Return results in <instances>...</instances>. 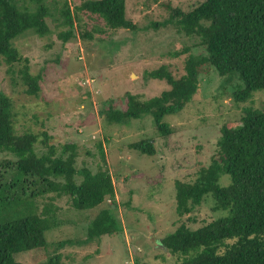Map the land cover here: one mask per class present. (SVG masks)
I'll return each mask as SVG.
<instances>
[{
  "label": "rangeland",
  "instance_id": "rangeland-1",
  "mask_svg": "<svg viewBox=\"0 0 264 264\" xmlns=\"http://www.w3.org/2000/svg\"><path fill=\"white\" fill-rule=\"evenodd\" d=\"M67 1L73 11L75 38L60 39L58 34L68 26L58 21V12H52L54 16L46 19L49 33L38 36L26 30L13 40L21 57L28 59L29 72L40 76L37 94L27 93L19 73L24 62L8 64L1 57L0 91L11 99L15 133L38 134L37 153L46 151L39 143L44 131L58 149L74 142L76 168L86 166L95 172L101 163L97 145L102 144L115 185L112 211L123 232L86 241L90 221L112 200L78 210L66 195L50 192L31 198L26 190L16 202L0 201V221L36 211L51 228L45 231L44 248L21 251L15 258L24 264H176L184 255L170 253L162 238L180 223L195 229L225 212L213 210L211 194H207L191 213L178 216L174 181H192L197 170L210 163L221 127L236 128L244 107L264 108V89L245 102H235L232 92L242 86L241 80L236 75L219 76L205 65L193 98L179 112L163 117L173 129L170 135L158 133L150 114L109 123L105 111L125 108L126 93L148 99L169 89L164 79L150 77V71L165 65L177 77L189 53L206 54L196 37L165 23L173 9L186 12L203 0H126V17L134 28L116 30L106 27L100 17L76 9L83 0ZM86 31L91 38L81 36ZM144 138L153 139L154 155L128 146ZM14 158L0 153V162ZM4 175L9 178L6 171ZM227 178L221 183H228ZM76 180L80 182L81 176L76 175Z\"/></svg>",
  "mask_w": 264,
  "mask_h": 264
},
{
  "label": "trees",
  "instance_id": "trees-1",
  "mask_svg": "<svg viewBox=\"0 0 264 264\" xmlns=\"http://www.w3.org/2000/svg\"><path fill=\"white\" fill-rule=\"evenodd\" d=\"M25 3L29 6L21 5ZM76 9L100 17L113 30L134 28L126 17V0H83ZM52 12L59 13L61 20H55L68 26L58 34L60 39L75 38L73 11L67 0H0V57L8 64L24 62L19 73L28 94L39 91L40 76L29 72L28 59L21 57L13 40L26 30L38 36L49 33L46 19L54 16ZM165 23L196 37L206 54L189 53L183 73L177 77L165 65L150 71V77L164 79L169 89L148 99L126 93L125 108L108 107L105 111L109 123L150 114L158 133L170 135L173 129L162 119L182 110L193 98L205 65L212 66L219 76L230 79L236 75L241 80L242 86L232 92L235 102H245L264 89V0H203L186 12L173 9ZM81 36L91 38L92 34L86 31ZM41 133L39 143L46 151L37 153L38 134L15 133L11 99L0 91V153L15 157L0 162L4 169L0 180L7 179L0 182V201L16 202L26 190L31 198L53 192L68 196L73 208L84 210L109 199L110 207H102L90 221L86 241L122 233L120 220L112 211L116 208L115 185L102 144L97 145L101 163L92 172L86 166L76 168L74 142L58 149L48 142L47 133ZM216 145L210 163L201 166L192 181H174L175 210L178 216L189 214L211 194L213 210L226 214L195 229L180 223L162 238V245L172 254L184 255L176 264H264V108L244 107L236 128L221 127ZM128 146L149 156L156 153L152 138ZM76 175L81 176L80 182ZM223 177L228 183H221ZM50 228L48 219L36 211L0 221V264H24L15 254L44 248L45 231Z\"/></svg>",
  "mask_w": 264,
  "mask_h": 264
}]
</instances>
